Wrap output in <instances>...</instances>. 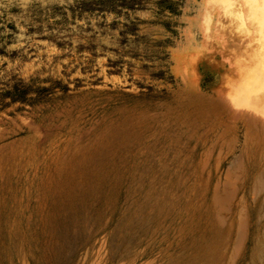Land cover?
Listing matches in <instances>:
<instances>
[{"label":"rangeland","instance_id":"rangeland-1","mask_svg":"<svg viewBox=\"0 0 264 264\" xmlns=\"http://www.w3.org/2000/svg\"><path fill=\"white\" fill-rule=\"evenodd\" d=\"M253 1L0 10V264H264Z\"/></svg>","mask_w":264,"mask_h":264},{"label":"clouds","instance_id":"clouds-1","mask_svg":"<svg viewBox=\"0 0 264 264\" xmlns=\"http://www.w3.org/2000/svg\"><path fill=\"white\" fill-rule=\"evenodd\" d=\"M29 3L30 0H0V10L5 8H15L16 11L13 12V15H18Z\"/></svg>","mask_w":264,"mask_h":264},{"label":"bare ground","instance_id":"bare-ground-1","mask_svg":"<svg viewBox=\"0 0 264 264\" xmlns=\"http://www.w3.org/2000/svg\"><path fill=\"white\" fill-rule=\"evenodd\" d=\"M256 1H259V0H254L253 2H254V5L256 6ZM260 1H262L263 2V4H264V0H260ZM258 4V3H257ZM251 5V4H250ZM258 6V5H257ZM256 8V7H255ZM253 10V9H252ZM260 12V11H259ZM263 89V88H262ZM263 95V94H262ZM263 98V97H262ZM257 99V98H256ZM259 99V98H258ZM264 99V98H263ZM261 160V162L263 161V159L261 158L260 159ZM263 163V162H262Z\"/></svg>","mask_w":264,"mask_h":264}]
</instances>
